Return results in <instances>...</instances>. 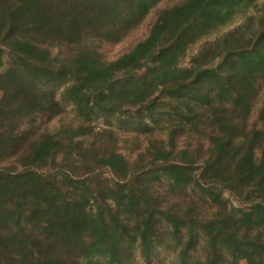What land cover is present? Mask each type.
<instances>
[{
  "label": "trees",
  "instance_id": "obj_1",
  "mask_svg": "<svg viewBox=\"0 0 264 264\" xmlns=\"http://www.w3.org/2000/svg\"><path fill=\"white\" fill-rule=\"evenodd\" d=\"M0 68V264H264V0H0Z\"/></svg>",
  "mask_w": 264,
  "mask_h": 264
},
{
  "label": "rangeland",
  "instance_id": "obj_2",
  "mask_svg": "<svg viewBox=\"0 0 264 264\" xmlns=\"http://www.w3.org/2000/svg\"><path fill=\"white\" fill-rule=\"evenodd\" d=\"M151 19L152 18H147L145 22L137 29L133 34H131L126 40L123 42L112 46L111 48L108 49L107 55L109 58H116L118 55L122 54L126 50L130 49L132 46H134L138 41L141 39L145 38L150 30V25H151ZM243 19V15H238L236 16L233 21L230 22V24L226 27L232 28L236 25H238ZM199 47V44L196 45L194 48L190 49L185 56V58L182 60V65H186L188 61L190 60V57L197 52V49ZM146 69L141 71V73H144ZM2 72V68H0V73ZM2 95V92L0 91V96ZM76 113L74 112L72 106L67 107V111L65 113V121L70 122L74 119H76ZM72 119V120H71ZM58 120L54 121V123L51 125L53 129L57 128L59 123L57 122ZM252 121H255V116L253 117ZM164 123V122H163ZM102 125V123H100ZM121 149L124 155L130 156L131 159H135L138 156L139 151L142 150V145L144 146L145 141H139L136 142L133 140L130 136L122 137V140H120Z\"/></svg>",
  "mask_w": 264,
  "mask_h": 264
}]
</instances>
